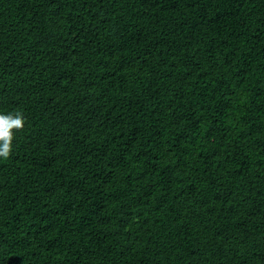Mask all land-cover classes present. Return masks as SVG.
Returning <instances> with one entry per match:
<instances>
[{"label":"trees","instance_id":"1","mask_svg":"<svg viewBox=\"0 0 264 264\" xmlns=\"http://www.w3.org/2000/svg\"><path fill=\"white\" fill-rule=\"evenodd\" d=\"M0 264H264V0H0Z\"/></svg>","mask_w":264,"mask_h":264},{"label":"clouds","instance_id":"2","mask_svg":"<svg viewBox=\"0 0 264 264\" xmlns=\"http://www.w3.org/2000/svg\"><path fill=\"white\" fill-rule=\"evenodd\" d=\"M25 126L22 112L0 114V158L8 159L13 151L14 133Z\"/></svg>","mask_w":264,"mask_h":264}]
</instances>
